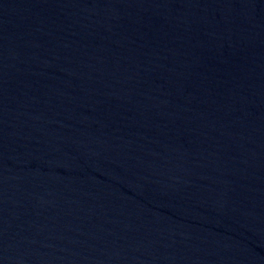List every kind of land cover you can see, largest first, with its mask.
Returning <instances> with one entry per match:
<instances>
[{"label": "water", "instance_id": "1", "mask_svg": "<svg viewBox=\"0 0 264 264\" xmlns=\"http://www.w3.org/2000/svg\"><path fill=\"white\" fill-rule=\"evenodd\" d=\"M0 264H264V0H0Z\"/></svg>", "mask_w": 264, "mask_h": 264}]
</instances>
